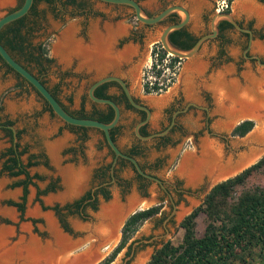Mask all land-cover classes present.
I'll return each instance as SVG.
<instances>
[{
	"label": "rangeland",
	"instance_id": "obj_1",
	"mask_svg": "<svg viewBox=\"0 0 264 264\" xmlns=\"http://www.w3.org/2000/svg\"><path fill=\"white\" fill-rule=\"evenodd\" d=\"M74 1V4H66L65 0H53L49 3L35 1L33 3V12L28 15V19L33 20L34 23L31 24L32 29L27 31L25 35V43L29 47H36L41 43L50 59L49 62L43 63L40 69L30 62L28 63V69L34 76L39 77L48 88L53 89L55 96L60 102L72 111L79 110L80 104H83V109L89 110L88 100L86 98L80 100L81 96L86 93L87 87L91 82L106 72L124 77L128 81L130 94L151 109L147 124L149 131H157L162 127L159 122V110L164 102L182 95L181 105H183L188 101V98L197 96L195 93H197L198 88L210 87L212 94L218 93L221 90L219 86L224 82L220 80L219 73L223 72L226 65L233 66L235 61L238 62L239 92L246 88L255 92V88L250 87L252 83L264 82V1L244 0L243 7L240 4L242 0H231L227 8L229 10L228 13L233 18L244 25H248L253 30V36L246 54L255 56L256 60L242 57L244 50L242 44L244 41L237 37L235 31L229 30L226 33L229 40L223 46L224 53L220 59L214 60L212 66L208 67L210 63L208 56L210 53H204L208 43L205 41L194 55L196 60V58L202 59L203 53V55L207 54L204 56L206 65L202 74L194 77L189 84H186L185 80L177 81V77V80L168 89L147 96L139 95L136 92L135 86L138 80L135 77L133 62L130 59L133 51L117 64L112 63V65L110 63V65L98 66V63L94 60L82 63L77 57L62 60L54 53V46L58 44L59 37L63 32H70L79 42L88 45L93 39V34L101 30L105 31L106 28L108 30L111 27L108 32L110 34L114 33L113 44H117L122 39L119 47L114 46L117 52L137 47L139 43H141L143 48L146 45L149 46L152 52L158 46V33L166 23H157L153 28L144 26L143 23L134 18L132 9L127 5L106 3L99 0ZM136 1L148 15L156 14L164 5H170L175 2L181 3L180 5L184 4L191 11V18L187 25L191 29L192 34L199 36L203 32L209 31L210 17L214 11L206 4L208 0ZM245 1H249L250 4L252 3L251 5L254 4L253 8H246L245 5L247 3ZM17 3L18 0H6V4L0 7V15L16 8ZM201 6L203 7L201 8ZM254 6H256V9ZM175 13L178 14L180 19L181 12ZM114 28L119 31L116 30L117 32L115 33ZM24 33L25 29H21V34ZM214 45L215 42H210V52ZM149 59L150 54H148L143 65L147 64ZM143 65L141 70H144ZM234 93L236 95V90H234ZM67 97H70L71 100H67ZM197 102L201 101L198 100ZM212 104L209 112L210 132L208 133L207 130L201 127V122L198 123L197 127L200 129L199 133L196 134L199 140L197 145L192 146L186 141L187 137L188 140L193 138V129L197 130L193 124H195V121L197 122L201 112L195 108H190L185 113V116L179 117V120L184 121L183 119L189 116L190 120L188 122L185 120L182 133L176 132L172 134L173 144L170 143L157 148L153 145V142L140 145L141 153L136 158L145 168L156 158L160 159L158 168H152L149 171L163 182L162 186L152 180L148 182L142 181L141 190H137V185L140 181L136 178L132 168L127 163H114L116 176L125 179L126 182L123 189L117 184L110 183L113 180L108 182L106 187L108 192L107 199L102 200L101 196H99L95 211L87 209V215L89 217L92 216L91 219L94 225H98L103 230L100 226L102 207L99 211L102 203L110 205L114 200H117L120 206H124L127 204L128 199L133 196L136 198V203L132 206V209L139 210L153 205H159L160 208L156 214L142 221L135 228L124 246L108 264H145L152 252L162 243L169 241L171 244L176 245L181 241L183 229L179 227L180 220L193 208L202 204L206 193L213 184L212 178L207 174L202 175L195 183H190L180 170L181 163L185 157L199 156L204 152L203 148L208 146L216 148L218 154L230 158L234 162L240 156L246 155L251 151L255 152L262 147L257 152L256 158L254 157L253 161L244 165L246 167L255 163L264 154V140L259 139L257 135L258 119L256 117L243 115L236 118L238 122L249 119L253 122V125L243 136L231 135L232 128L225 125L226 120L229 119L227 118L229 116L228 113H226L221 104L218 103L219 108L216 107L214 100H212ZM191 114L195 115L191 117ZM0 116L9 118L13 125L20 130L18 141L20 146L25 148V151L20 155V159L24 162L28 154L34 155V159L38 162L27 169L29 174L36 173L40 177L39 179L33 178V184L27 185L24 208L20 213L12 206H8L5 201H20V187H13L11 184L16 179L22 178V176L10 177L5 173H0V227L11 230L7 237L10 245L17 243L20 239L24 243L33 239L24 237L22 234L23 230H27L23 227L25 224L22 222L18 225L17 235L13 238V223L16 221L28 222L31 219L43 221L44 224L37 223L38 230L47 229L53 238L54 231L49 227L45 215L49 214L55 225H57L56 218L52 213V206L58 205L62 208L63 205L71 203L85 191L99 183L98 175L105 166L111 165L113 160L112 153L106 146L100 131L96 129L77 131L67 127L64 122L49 112L32 87L19 79L12 70L7 69L1 61ZM136 121V116L133 117V113L123 111L119 120L121 125L120 132L115 135V144L118 147L127 149V145L124 142L132 137L131 133ZM8 144L7 139L0 130V151ZM1 161L2 159L0 158V164ZM106 174H108V171ZM50 183L53 184V187L44 193L38 194V192L47 188ZM173 183L178 185L180 193H176L173 190L171 187ZM263 187L264 165L252 170L241 183L232 186L226 200L228 203L234 202L241 192ZM162 188H166L167 193ZM146 193V196H142ZM40 204L46 208L40 209ZM32 209H37V214H32L30 212ZM67 220L76 228V233L80 234L79 236L83 240L87 238V234L83 233L87 223L78 224L79 221H77L76 217H67ZM122 222L121 217L114 230L109 234L111 236L103 238L108 239L109 244L105 248L100 249V260L108 256L114 246L120 241ZM206 222L205 214L201 210L198 211L194 218L193 227L196 236H200L203 233ZM101 235L104 234L102 233ZM99 238L102 239L100 236ZM49 241L53 242V240H48L44 245L48 244ZM227 264H264V250L258 246L245 245V247L235 250L234 256L228 258Z\"/></svg>",
	"mask_w": 264,
	"mask_h": 264
},
{
	"label": "trees",
	"instance_id": "obj_2",
	"mask_svg": "<svg viewBox=\"0 0 264 264\" xmlns=\"http://www.w3.org/2000/svg\"><path fill=\"white\" fill-rule=\"evenodd\" d=\"M35 1L38 0H33V2ZM43 1L50 2L52 0ZM21 2L22 0H18L16 7H18ZM33 2L27 14L8 23L0 31V44H2L9 54L29 72L31 71L28 69V63H34V65L40 69L43 63L49 62L50 60L46 54V49L41 43L36 47H29V45L25 43V35L27 34V31L32 29L31 24L34 23L33 20L28 19V15L30 14L29 11L31 7H33ZM65 3L74 4V0H66ZM228 11V9L224 10V12ZM169 17H171L170 19L172 22H177L178 20L175 12L171 13ZM225 26H230L229 22L226 20H221L217 25L219 30H222ZM21 29H25L24 34H21ZM183 33V29L178 28L169 32L167 37L169 42L176 48L188 49L193 44L196 37L189 38L181 43L175 42L176 36ZM162 54L163 52L160 55ZM0 61L7 69L11 70L1 58ZM71 115L76 117L93 118L101 122H108L112 118L113 111L109 108L108 113L98 114L96 116H85L81 111H78V114ZM65 125L77 131L88 129L87 127ZM252 125L253 122L251 120H242L231 129V135L243 136L251 129ZM110 136L112 137L111 132ZM139 153H141L140 150L139 152L137 151V155ZM30 158L32 161H29L25 165L26 167L33 166L38 162L34 159V155H31ZM17 162V158L8 157L2 168L12 176L19 175L23 173L24 170L18 166ZM263 165L264 154L255 163L244 168L236 175L211 186L206 193L202 204L193 208L180 220L179 227L183 229L181 241L176 245L171 244L169 241L162 243L152 252L145 264H227L228 258L234 256L235 250L240 247H245V245L258 246L260 249L264 250V187L256 188L252 191H243L236 197L234 202L228 203L226 200L232 186L241 183L252 170ZM108 169L109 166H105V168L101 170L99 176L104 178ZM24 175V179L16 180L12 183V186L21 185L23 187L20 201H7L9 205L16 206L20 213L24 208L27 185L33 184L26 172ZM32 177L36 179L40 178L36 173H34ZM137 177L139 179L141 178L139 175H137ZM51 187H53L52 183L48 184L47 188L38 192V194L46 192ZM95 193L101 194L104 198L108 197V192L102 187L98 188ZM89 196L90 194L88 190L82 197L65 205L73 204L74 206H77L81 200ZM65 205H63V207ZM91 205L92 208L96 207L94 201ZM40 206L42 209L46 208L42 204H40ZM159 208V205H153L144 209L136 210L134 213L130 214L122 223L120 241L114 246L108 256L104 257L96 264H108L124 246L129 235L135 230V228L142 221L156 214L159 211ZM51 209L56 211L59 220L62 222L63 218L60 215L62 214L61 211L63 208L54 205ZM200 210L205 214L207 222L204 226L203 233L200 236H196L193 231L194 218Z\"/></svg>",
	"mask_w": 264,
	"mask_h": 264
},
{
	"label": "flooded vegetation",
	"instance_id": "obj_3",
	"mask_svg": "<svg viewBox=\"0 0 264 264\" xmlns=\"http://www.w3.org/2000/svg\"><path fill=\"white\" fill-rule=\"evenodd\" d=\"M38 1H43V0H38ZM214 2H215V0H208L207 3H206L209 7H211V10H213V11H214ZM47 3H49V2H47ZM171 4H178V3H171ZM165 6H167V5H164L163 7H165ZM32 11H33V7H31V9L29 11L30 14H32ZM219 12H221V11H219ZM170 14L171 13H169L167 16H165L158 23L165 22L166 25L167 24H170V23H175V22H172V20L170 19L171 18V17H169ZM177 17H178V14H177ZM178 20H179V17H178ZM221 20H225V19H219L216 22V30L217 31H216L215 36H213L211 38H208V39H205L201 43V45H202L205 41L208 42L207 43V46H206V52L210 53V50H211L210 49V42H215V45L213 46L214 47L213 52H212V54L210 53V55L208 56V60L210 61L208 67H210V66H212L214 64V60L215 59H220L221 56L223 55V53H224L223 46H224L225 42H227L229 40L228 39V35L226 34V33H228L229 30L235 31L237 33V37L241 38L244 41L243 44H242L243 47H244V50L242 52V57L249 58V59H255L254 58L255 56L253 57L252 55L246 54L247 48H248V46L250 44V43H248V41H249L248 34L246 32H243V31H240V30L235 29L230 23H229L230 26H225L222 30H219L218 27H217V25H218V23ZM234 20L237 22V24L239 26H241L243 28L250 29L248 25H244V24L240 23L236 19H234ZM143 25L144 26H149L151 28H153V26H154V25H146V24H143ZM181 28L183 29L184 33L177 35L176 38H175V42L181 43V42H184V41L188 40L189 38H192V37H196L197 38L198 37V36L193 35L191 31H189L188 26H187V23L183 27H181ZM250 30H251V39H252L253 30L252 29H250ZM209 32H210V30L208 32H203L202 34L209 33ZM202 34H200V35H202ZM121 40L122 39H120V41ZM120 41H118L117 44H115L114 46L115 47H119L120 46L119 45L120 44ZM201 45L199 46L198 50L200 49ZM114 46H112V47H114ZM114 50H116V49H114ZM150 50H151V48H149V46L146 45L143 48V46L141 45V43H139L138 46L134 48L133 53L130 56V59L133 62V69H134V72H135V77L138 80L137 81V85L135 86V88H136L137 94H139V95H145V96L151 95V93H147V92H145V91L142 90V88L140 86V78H139V73H140V70H141V66L143 65V62L147 59V56L150 53ZM105 65H110V63H107ZM233 66H234V69H235V73L237 75L238 74V62L235 61V63L233 64ZM207 70H208V68L206 69V73H207ZM106 75H114V74H112L110 72H106L103 75H101L100 77L106 76ZM16 76L19 79H21L23 82L27 83L23 78H21L17 74H16ZM115 76L120 77L125 82V85L128 88V81L124 77H122L121 75H117V74ZM37 78L48 89V91L50 93H52V95H54V97L60 103V105L67 112H69L71 114H78V111H81V113L83 115H85V116H90V115L91 116H96L98 114H106V113H108L109 108H111L107 104H100V103H96V102L91 101V99L87 96V90H86V93L81 96V99L80 100H84V98H86L88 100L89 107H90L89 110L86 111L85 109H83V104H80L79 105L80 106V109L79 110L72 111V110L66 108L60 102V100L55 96V93H54V90L53 89L48 88L39 77H37ZM249 90L251 92H253L252 89H249ZM92 93H93V95H95L97 97L107 98V99L113 100L119 106V110H120L119 120L121 119V116H122L123 111L129 112V113L130 112L133 113V117L136 116V120H137L136 123L138 121L144 119V117H145V111L143 109H141V108H136V107L132 106L128 102V99H127V97H126V95H125L122 87L119 85L118 82H116L114 80H108V81L102 82L101 84H99L98 86H96L94 88V90H93ZM195 94L197 96L192 97V98H188L187 99L188 101L185 104H183V105H181V101L183 100L182 95H179L177 97L172 98L171 100H168V101L164 102L161 105V108L159 110V119H160L159 122H160V125L162 127L160 129H158L157 131H149L147 129L148 121H146L144 124L140 125L139 128H138L139 134H141L143 136L148 135V134H151V133L163 131V130H165V129L168 128L165 133H163L161 135L151 136L148 139H140V138H138L134 134V132H132L131 133L132 137L130 138V140H127V141L124 142L127 145V149H122V148H120L118 146L117 147L120 149V151H122L125 154H128L130 156L133 154L132 156L138 162L136 156H137V151L139 152V150H140V145L141 144L147 143V142H153V145L157 148V147H160V146H165V145L170 144L172 142L174 143V141L172 140V134L173 133H176V132L179 133V134L182 133L183 132V127H184L183 124L185 123V120H187V122H188V120H190L189 119L190 118L189 116L185 117L183 119L184 121L179 120V117L182 116V115L185 116V113L190 108H195V109H197L198 111L201 112L199 114V118L197 119V122L195 121V124H193L194 128H197V130L193 129V132H194L193 133V138L192 139H189V140H188V137L186 138V141H188L190 145H192V146L197 145V143L199 142V140H198L196 134L199 133V129H200V128L198 129V127H197L198 125L197 124L201 122L202 123V126L201 127L204 128L205 130H207L208 133L210 132L209 131V122H210L209 112H210V110L212 108V105H213L212 104V100H214V102L216 103L215 100H219V98H218V95L219 94L218 93L212 94V91L210 90V87H207V88H198V91ZM131 96H132V99L136 103L141 104V105H144L151 112V109L147 105H145L143 102L139 101L132 94H131ZM67 100H71L70 97H67ZM196 100L197 101L199 100L201 102H197ZM42 101H43L45 107L49 110V112L52 113L51 110L49 109L48 105L46 104V102L43 99H42ZM192 115L194 116L195 114H191V117H192ZM119 120H118V123L109 130V132H111V134H112V137H113V141L114 142H115V135L120 132V128H121V125L119 124ZM164 121H165V123H164ZM9 126H12L14 130L12 131V129L9 128ZM0 130L3 132L5 138L7 139L8 143H9L4 149H2L0 151V158L2 159L1 164H0V173H5L7 176H10V177H18V176L21 175L22 178H20V179H24L25 178L24 173L26 172L27 173V176L30 177V180L33 182V177L32 176H33L34 173L33 174H29L28 169H27L28 167L25 166L29 161H32V159L30 158V156L32 154H28L27 157H26V160L24 162L20 159V155L25 151V148L24 147H21L20 144H19V141H18L19 140V136H20V130L13 125V122L9 118H7V117L6 118H3L1 116H0ZM103 140H104V138H103ZM104 142H105V140H104ZM112 156H113V153H112ZM8 157H15V158H17V160H18L17 164H18V166H20V168H22L24 170V172L21 173V174H19V175L12 176L7 171L3 170L2 166L4 165V163L6 162V159ZM159 161H160V159L159 158H156L151 164H148L146 166V168H145V166L141 165L139 162H138V164H139V166L145 172H147V173L155 176L154 174H152L149 171V169L158 168ZM123 163H127L132 168V170H133L136 178L138 179V181H140V183L137 185V190H141V188H142V183L141 182L142 181H145V182L151 181V180H149V179H147L145 177H142V176H141L142 179L141 178L139 179L137 177V175H139V174L136 173V171L133 169L131 163L128 160H126V159L118 156L116 158V160H115V164H123ZM114 165H113V168H112V174L110 173V165H109L108 174H106V176H104V178L103 177H100L98 175L99 181H101V182L95 184L96 187L94 189H92V188L89 189V194H90L89 197L81 200L77 206H74L73 204L72 205H67V206L65 205L64 207L62 206V208H63L62 209V214L60 215L63 218V221L62 222L59 220V216L57 215L56 211H54L52 209V213L55 216L56 222H57L56 227L70 241L77 240V238L78 239H81L82 237L79 236L80 234L78 235V233H76V231H77V230L75 231L76 228L71 224V222H69L67 220V217H70V218L76 217L77 218V221H79L78 224H81V225H83V223H87V225H85V227H86L85 232H83V233L87 234V237L90 236L88 240L94 241V223H93V220L91 219L92 216L89 217V215H87V209H90L91 211H95L96 207L95 208H92L91 203L94 201L95 202V206H96V203L98 201V197L99 196H101L102 200L107 199V198H104L101 194L95 193V191L98 188H100V187H102V188H104L106 190V187H107L108 184H104V185H100V186H98V185L101 184V183H103V182H110L111 179L113 178V181L110 182V183L117 184L118 186H120L123 189L124 184L126 182L125 179H121V178H119V177L116 176ZM155 177H157V176H155ZM20 179H16V180H20ZM162 184H163V182H162ZM166 184H164V185H166ZM158 185L161 186L160 184H158ZM171 185H172L171 187L173 188V190L176 193H180V190H179L177 184L173 183ZM13 187H17V186H13ZM19 187H20V195L19 196H21L22 195V192H23V187L21 185H19ZM162 189L167 193V189L166 188H162ZM85 193H86V191L80 197H82L83 195H85ZM146 195H147V193L146 194H143L142 196H146ZM7 201L8 200H6L5 202H6V204L8 206H12L13 208H15V210L17 212H20L19 210H17L16 206L9 205L7 203ZM11 201H14V200H11ZM40 209H42L41 206H40ZM127 210L128 209H125V211H123V212H126ZM21 222L23 224L27 225V227H28L27 230H23L22 231V234L24 235V237H29L30 235H32L35 238H37V240L43 246H44V242H46L45 240H47V239L53 240L54 239V236L51 239L52 235H51V233L47 229L45 230V228H44L41 231L38 230L37 223L44 224V222L43 221H36L34 219H31L28 222H25V221H16V222H14L13 223L14 224V228H13L14 236H13V238L15 237V235H17L18 225ZM114 228H115V226H114ZM114 228H113V230H114ZM103 234L104 235H101L100 234L101 235L100 237H102V238H104V236H107L108 237L109 234H110V232L108 234V231H106ZM54 235H55V232H54ZM54 247H55V244H54ZM56 248H58V247H56Z\"/></svg>",
	"mask_w": 264,
	"mask_h": 264
},
{
	"label": "bare ground",
	"instance_id": "obj_4",
	"mask_svg": "<svg viewBox=\"0 0 264 264\" xmlns=\"http://www.w3.org/2000/svg\"><path fill=\"white\" fill-rule=\"evenodd\" d=\"M245 2L247 3H245L246 8H253L254 4L251 5L252 3L250 4L249 1ZM243 3L244 0L240 3L244 7ZM4 4H6V0H0V7ZM108 30L106 28L105 31L99 30L100 32L93 34V39L88 45L79 42L70 32L62 33L59 37L58 44L54 46V53L62 60L77 57L82 63H88L94 60L98 63V66H103L107 63L117 64L122 59L128 57L133 49L130 48L123 52L114 50L112 47L114 33L110 34ZM116 30L114 28L115 33L119 31ZM250 87L255 88V92H251L249 88L239 92V99L237 101L239 103V116L250 115L256 117L258 119L257 135L259 139L264 140V82H253ZM203 149L204 152L201 155L187 156L181 163V173L186 176L190 183H195L205 174L210 176L213 182L228 177L239 167L253 161L254 157L256 158L257 156V152L260 150L255 152L251 151L232 162L230 158L226 160L221 154H218L216 148L207 146ZM135 203L136 198L132 196L128 199L127 204L124 205L125 207L120 206L117 200H114L110 205H103L101 210V228H105L108 234L109 232L111 234L119 218L125 213L123 211L125 209L129 210ZM30 212L37 214V209H32ZM45 217L49 227L55 232V235L53 242L49 241L44 246L35 238L29 240L27 243H24L20 239L17 243L10 245L7 237L11 233V230L0 227V264H85L87 261L89 262L88 257H84L83 259L81 257L73 258L72 260L68 256H65V251L70 241L57 231L56 225L49 214H46ZM54 244L58 248L54 249ZM96 257H100V253Z\"/></svg>",
	"mask_w": 264,
	"mask_h": 264
},
{
	"label": "water",
	"instance_id": "obj_5",
	"mask_svg": "<svg viewBox=\"0 0 264 264\" xmlns=\"http://www.w3.org/2000/svg\"><path fill=\"white\" fill-rule=\"evenodd\" d=\"M99 1L129 6L132 9L134 18L137 21H139L140 23H143L146 25L157 24L159 21H161L169 13L181 12V14H182L181 18L175 23H170V24L165 25L163 28L160 29L158 36H157V41L160 43V45L164 51L169 52L173 56H176V57L181 58V59H188V58H191L192 56H194L196 54L199 46L201 45V43L205 39H208V38L215 36L216 31H217L216 30V22L219 19H225L235 29L246 32L248 34V39H249L248 43H250V40H251V30L248 28H243V27L239 26L237 24V22L234 20V18L232 17V15H230L228 12L222 11V12H214L212 14V16L210 17V21H209L210 32L209 33H205V34L198 36L195 39V41L193 42V44L188 49H179V48H176L175 46H173L169 42L167 36H168L169 32H171L172 30L183 27L188 22V18H189L188 11L182 5H179V4L167 5V6L163 7L161 10H159L156 14L148 15L144 12V10L141 8V6L138 4V2L136 0H99ZM32 2H33V0H22L21 4L18 7L14 8V9L6 12V13L1 14L0 15V30L6 24H8V23L20 18L21 16L25 15L28 12ZM0 58L13 72L18 74L21 78H23L34 89V91L46 102V104L48 105L51 112L58 119H60L62 122H64L67 125L81 126V127L97 129L102 133L107 147L113 153V160H112L111 165H110V173L111 174H112V168H113V165L115 163V160L119 156V157H122V158L128 160L131 163L133 169L140 176L145 177L149 180L155 181L162 186V181L159 178L145 172L139 166L138 162L136 161V159L133 156H130V155L125 154L122 151H120V149L117 147V145L113 141L112 137L110 136L109 130L113 126H115L119 120V116H120L119 106L113 100H110L107 98L97 97V96L93 95V93H92L94 88L104 81L114 80V81L118 82L119 85L122 87V89H123V91H124V93L128 99V102L132 106H134L136 108H141L145 111L144 119L135 123V125L133 127L134 134L140 139H148L151 136L161 135V134L165 133L168 128L163 130V131L151 133V134H148L145 136L139 134L138 128L140 125L144 124L146 121L149 120L150 111L147 107H145L144 105L136 103L132 99V96H131L127 86L125 85V82L120 77H117L115 75L102 76V77L95 79L87 87V96L91 99V101L96 102V103H100V104H107L112 108L113 115H112V118L110 119V121L101 122V121H98V120L93 119V118L76 117V116L69 114L60 105V103L56 100V98L48 91V89L42 84V82L36 76H34L31 72H29L25 67H23L19 62H17L9 54V52L5 49V47L2 46V44H0ZM240 121H242V120H240ZM9 128H11L12 131L14 130L12 126H9ZM244 165L239 167L237 169V171H235L232 175L225 177L223 179L215 180L213 182L212 186L214 184L220 182V181H223L229 177L236 175L237 173L242 171L244 168L248 167V166L244 167ZM112 180H113V178L111 179V181ZM107 183L108 182H103V183L99 184L98 186L104 185ZM95 187H96V185L94 187H92V189H94ZM135 211H136V209H132V208L129 209L128 211H126L121 216L123 222L130 214L134 213ZM107 240L108 239H103V238L98 239V241L94 242L91 245L94 249L93 256H82V254H83L82 253V254H79L78 256H74V258L81 257V259H83L84 257H88L89 262L87 261V263H85V264H96V263H98L100 261V258H101L100 249L105 248L109 244V242ZM99 253H100V257H96V256H98Z\"/></svg>",
	"mask_w": 264,
	"mask_h": 264
},
{
	"label": "crops",
	"instance_id": "obj_6",
	"mask_svg": "<svg viewBox=\"0 0 264 264\" xmlns=\"http://www.w3.org/2000/svg\"><path fill=\"white\" fill-rule=\"evenodd\" d=\"M175 3H177V2H175ZM182 5L188 11V14H189L188 21H189V19L191 18V14H190L191 11H189L190 9L188 8V6H186L184 4H182ZM202 7L203 6H201V8ZM187 24H188V22H187ZM189 31H191V29H189ZM113 46H114V44H113ZM134 48H132V49L134 50ZM113 49H115V48L113 47ZM213 49H214V47L212 48V51L210 52L211 54L213 52ZM205 52H206V49H205L204 53ZM203 54L201 57L202 59L196 58V60H195L194 56H192L191 58L183 60L182 69H181V72L178 76L177 81L181 82L182 80H185L186 84H189V82L192 81V79H194V77H197L198 75L202 74L204 66L206 65V62H204V56H206V54L205 55H203ZM218 72H220V71H218ZM219 78H220V80H222L224 82H222V85L219 86L222 91L221 90L218 91L219 100H215L216 101L215 104H216V107H218V108H219L218 103L221 104V106H223V109L226 111V113H228V115H229L228 117L224 114L227 118H229L228 120H226L225 125L232 128L238 122V119H236V118L239 117V103H237V101L239 99L238 74L236 75L234 66H232V65L227 66L226 65L224 67L223 72L221 71L219 73ZM223 90H224V92H223ZM234 90H236V95L234 93ZM89 129H93V128H89ZM224 158L226 160L229 159L226 157H224ZM105 204H107V203H102L100 205L99 211H100L102 205H105ZM44 219H45V217H44ZM45 222H46V220H45ZM23 227L25 229H28L27 225H23ZM56 229L61 233V231L57 227H56ZM101 232L105 233L106 230L105 229L101 230L100 227H98V225H94V241L88 240L90 236L85 238L84 240H83V238H81V239L77 238V240L70 241L64 234L61 233L70 241L69 246L65 251V256H68L72 260H73L74 256H78L79 254H82V253L84 254V255L82 254V256H93L94 249L91 245L94 242L98 241L99 236H101L100 234H102ZM109 236H111V235H109ZM29 237L35 238L32 235H30ZM35 239H37V238H35ZM48 240H50V239H48ZM56 247H57L56 244H55V247L53 245L54 249Z\"/></svg>",
	"mask_w": 264,
	"mask_h": 264
},
{
	"label": "built area",
	"instance_id": "obj_7",
	"mask_svg": "<svg viewBox=\"0 0 264 264\" xmlns=\"http://www.w3.org/2000/svg\"><path fill=\"white\" fill-rule=\"evenodd\" d=\"M230 1L215 0L214 11L226 10ZM149 54L150 59L143 65L144 70H141L140 86L147 93L157 94L168 89L177 80L184 59L164 51L159 42L155 50L152 52L150 50Z\"/></svg>",
	"mask_w": 264,
	"mask_h": 264
}]
</instances>
